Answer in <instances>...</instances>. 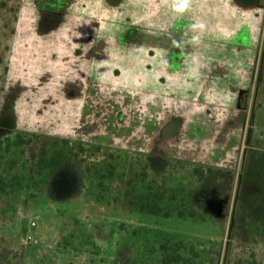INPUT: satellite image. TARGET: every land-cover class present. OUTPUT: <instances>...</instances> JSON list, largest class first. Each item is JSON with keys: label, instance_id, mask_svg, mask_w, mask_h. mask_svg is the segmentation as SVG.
Masks as SVG:
<instances>
[{"label": "rangeland", "instance_id": "obj_1", "mask_svg": "<svg viewBox=\"0 0 264 264\" xmlns=\"http://www.w3.org/2000/svg\"><path fill=\"white\" fill-rule=\"evenodd\" d=\"M47 1L0 0V114H12L7 123L0 119V131L42 134L60 143L67 139L83 144L88 155L99 148L96 165L106 177L110 170L117 177L132 166L140 170L144 166L136 161L138 155L149 156L156 168L169 165L173 179L194 167L210 169L207 177H215L216 188L221 185L217 193L210 188L205 198L212 216L219 196L229 200L222 223L179 221L172 226L214 239L223 253L239 243L234 234L229 238L237 191L239 201L243 191L254 194L264 184L256 169L246 167L249 152H264V121L255 116L261 103L264 112V27L260 41H252L250 20L238 6L235 19L231 17L228 0H67L71 10L63 21L41 32L38 3ZM125 35L133 42L131 51L121 38ZM250 50L257 60L247 65ZM175 56L180 69L195 60L200 64L202 81L198 76L196 84L206 88L218 84L232 91L240 85L238 78L250 80L240 87L248 89L240 99L243 119L228 111L209 122V115H220L210 100L201 99L202 106L178 100L169 80ZM236 66H243V72H235ZM116 75L120 83H113ZM174 115L185 118L180 133L186 131L165 135L176 127L175 119L164 130ZM90 176L83 171L80 192L62 202L47 193L0 196V245L21 246V264H76L75 254L57 244L69 230L92 229L93 239L104 248L103 239L116 222L141 220L123 205L97 201L94 184L84 185ZM119 240L104 251L115 264L122 262L115 256Z\"/></svg>", "mask_w": 264, "mask_h": 264}, {"label": "trees", "instance_id": "obj_2", "mask_svg": "<svg viewBox=\"0 0 264 264\" xmlns=\"http://www.w3.org/2000/svg\"><path fill=\"white\" fill-rule=\"evenodd\" d=\"M89 151L88 155L83 144L67 139L60 143L58 138L52 140L42 134L18 130L0 134V196L18 192L47 193L49 197L54 177L76 165L78 169H72L79 176L82 177L83 171L91 175L84 185L94 184L97 201L107 206L123 205L130 213L142 216L136 223L116 222L108 239H103L107 244L104 248L93 239L92 229L79 226L76 231L69 230L57 244L75 254L76 264H115L105 252L111 245H117L119 237L120 247L115 256L121 264H264V184L257 185L254 194L243 191L239 197L232 233L239 243L223 253L214 239L200 238L179 224L172 226L179 221L222 223L217 215L212 216L205 199L210 188L217 193L216 189L221 187L214 186L215 177H207L210 169L204 172V168L194 167L190 174L173 179V169L151 168L139 159L144 166L140 170L130 168L120 177L110 170L106 177L99 175L96 165L102 150ZM246 167L247 171L256 169L264 178V152H249ZM229 186L223 191L228 192ZM22 251L21 246L10 249L0 245V264H21Z\"/></svg>", "mask_w": 264, "mask_h": 264}, {"label": "crops", "instance_id": "obj_3", "mask_svg": "<svg viewBox=\"0 0 264 264\" xmlns=\"http://www.w3.org/2000/svg\"><path fill=\"white\" fill-rule=\"evenodd\" d=\"M185 2L186 0H184V4ZM226 5H229V10L232 12L231 17H233L234 19H235V16L233 14L234 6H238L241 11L245 12L243 13L245 15L242 14V16L245 18L247 17L246 19L250 20L249 26L251 28L250 34L252 32V41L259 42L261 39L262 29L264 27V0L262 1L261 5L257 3V0H244V2H239L237 0H228ZM246 19H245V22H247ZM246 58L249 59V63L247 65H251L253 62L257 60L254 52L251 50L249 51V54L246 55ZM208 59L210 58H205V60H208ZM179 65H180V60L177 62V66L174 68L172 79L171 78L169 79V80H172L173 82V83H170V87L172 88L173 92L177 94L178 100L182 102L195 101L196 105H199V106H202L201 99L210 100L209 103L211 104V106L215 108L216 113L219 112L220 115L218 114L209 115L208 116L209 122H216L223 115L224 112H228V111L235 113L236 115H238V117L241 116V120L243 119L244 115L242 111H240L241 109H239V106H238V100H239L240 91H241L240 87L247 86L245 83L250 82V80H244L243 78H238V80L240 81V85L238 88L232 91H224L218 84L217 85L211 84L208 88H206L202 82L196 84V82L198 81L197 79L198 76L200 77V81H202V78H201L202 72L199 69L200 64L197 63L196 60H195V63H190L187 65V67L183 69H180ZM237 68L240 72H243L244 70L243 66H236L234 67L235 72H237ZM213 91L215 92V94H212ZM262 96L264 97V90H263ZM203 114L204 113H200L199 115L203 117ZM255 116L260 117V122L264 121V112H263L262 103L257 109ZM182 117L183 116L181 115H174L170 119V121L167 122V125L165 126L164 130L169 125H171L170 123L175 119H176V127L170 128L168 131V134L166 133L164 134L171 136L175 134L177 131L178 133H180L183 129L182 128V124H183ZM261 130L264 132V128H261ZM185 131L183 130L182 133H184ZM182 133H180V135Z\"/></svg>", "mask_w": 264, "mask_h": 264}, {"label": "flooded vegetation", "instance_id": "obj_4", "mask_svg": "<svg viewBox=\"0 0 264 264\" xmlns=\"http://www.w3.org/2000/svg\"><path fill=\"white\" fill-rule=\"evenodd\" d=\"M67 1V0H66ZM237 1H239V2H244V0H237ZM262 1L263 0H257V3L258 4H260L261 5V3H262ZM55 1L54 0H49V1H47V2H42V3H38V8H39V10H40V20H39V30L41 31V32H45V31H47V30H50V29H54V28H56L59 24H60V22H62L63 21V15L64 14H66L68 11H70L71 10V8L68 10V1L67 2H63V4H58V3H54ZM79 7V6H78ZM87 7H89V6H87ZM108 24V23H107ZM102 26V25H101ZM109 28V27H108ZM122 39H124L125 40V42H128V43H126L127 44V46L125 47V48H127L128 50H130L131 51V47H132V44H133V42L131 41V40H129L130 39V36L128 37V35H125L124 37H121ZM107 39L108 38H105L104 40L105 41H107ZM136 41H139V38H137L136 39ZM108 42L110 43V40H108ZM131 46V47H130ZM133 49V48H132ZM129 51V52H130ZM106 52V51H105ZM121 52V51H120ZM101 53H103V51H101ZM133 53H137V52H133ZM110 54H113V53H110V52H107V55H110ZM115 54V53H114ZM116 54H118V53H116ZM86 54H84V56H85ZM148 56H149V54H148ZM179 59V57L178 56H175L174 58H173V65H174V68L177 66V62L180 60H178ZM169 65H170V63H169ZM172 68H173V66H172ZM117 76V75H116ZM108 84H111V82H108V81H106ZM113 83H120V81L118 80V76H117V81L116 82H113ZM245 91H248V89H242L241 91H240V96H239V100H238V106H239V109H241L242 110V107H241V105H240V99H241V97H242V95L245 93ZM9 105V104H8ZM6 106V105H5ZM5 106H4V108H5ZM2 111L3 110H1V114H0V119H4V122L5 123H7V122H9L10 120H12L11 118H12V114H10V113H4V114H2ZM1 121V120H0ZM5 123H3V124H5ZM88 127H91V125L89 124V123H86V128H88ZM4 129V132H1L0 131V134L1 133H5V132H11V131H15V130H8L9 128H3ZM153 154H156V155H160V154H158V151H154V153ZM118 158H120V155H118ZM139 159H143V160H145L147 163H148V165H149V156H145V155H138L137 156V158H136V161L138 162V160ZM151 161H153L152 159H151ZM170 161V160H169ZM151 166H153V167H155V165H152V162H151ZM166 167H168V168H171L169 165H167V166H165V167H163V168H161V169H164V168H166ZM132 168H133V166H132ZM131 168V169H132ZM160 169V168H159ZM62 171H64V172H66L67 174H68V177H71V179L72 180H74L73 182H74V187H75V189H74V192H73V194L69 197V198H71V197H73V196H75V195H77L78 193H79V188H80V176L78 175V173H76L72 168H70V167H67V168H65L64 170H62ZM61 171V172H62ZM125 174V173H124ZM52 182V181H51ZM210 194H211V190H208L207 192H206V196L207 197H209L210 196ZM212 196V195H211ZM49 197L51 198V196H50V193H49ZM227 196H219L218 197V205H219V202H220V200H223L222 201V208L224 209V205H226L227 203H228V199L226 198ZM52 199V198H51ZM53 200V199H52ZM210 200V199H209ZM237 206H238V203H237ZM236 211H237V207H236ZM222 213H223V210H222ZM223 214H225V213H223ZM233 215V214H232ZM235 215H236V213H235Z\"/></svg>", "mask_w": 264, "mask_h": 264}, {"label": "water", "instance_id": "obj_5", "mask_svg": "<svg viewBox=\"0 0 264 264\" xmlns=\"http://www.w3.org/2000/svg\"><path fill=\"white\" fill-rule=\"evenodd\" d=\"M0 125L2 124L0 123ZM73 181L74 180H72L71 177H68V174L66 172L62 171L58 173L50 184L49 193H50L51 198L56 202H62V201H66L67 199H69V197L73 194L74 189H75L74 187L75 185ZM238 193H239V189L237 191V195L235 198L233 216L231 217L230 228H229V238L232 235V231H233L234 224H235V212H236L238 196H239ZM222 201L223 200H220L219 202L218 212H217V217L221 219L225 217V214L222 213V210H223ZM227 248H226V252H227ZM121 259L124 260L123 256L121 257Z\"/></svg>", "mask_w": 264, "mask_h": 264}]
</instances>
